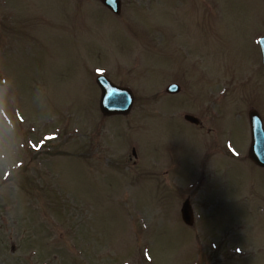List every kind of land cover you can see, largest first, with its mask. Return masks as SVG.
Masks as SVG:
<instances>
[{"label": "rangeland", "instance_id": "obj_1", "mask_svg": "<svg viewBox=\"0 0 264 264\" xmlns=\"http://www.w3.org/2000/svg\"><path fill=\"white\" fill-rule=\"evenodd\" d=\"M263 32L264 0H0V264H264Z\"/></svg>", "mask_w": 264, "mask_h": 264}, {"label": "water", "instance_id": "obj_2", "mask_svg": "<svg viewBox=\"0 0 264 264\" xmlns=\"http://www.w3.org/2000/svg\"><path fill=\"white\" fill-rule=\"evenodd\" d=\"M104 6L117 13L120 10V0H100ZM262 56L264 60V39L261 41ZM2 84L0 77V85ZM97 84L100 87L101 96L99 100V109L103 116L127 115L133 105L134 97L129 89L114 86L104 77L97 78ZM179 91L177 86L167 88L169 94H176ZM186 120L196 123L192 117H185ZM251 125L252 143L249 149L250 158L258 165L264 166V134L260 119L254 111L249 113ZM135 155L134 150L132 151ZM181 214L187 224H191L190 208L186 201L183 204Z\"/></svg>", "mask_w": 264, "mask_h": 264}, {"label": "snow or ice", "instance_id": "obj_3", "mask_svg": "<svg viewBox=\"0 0 264 264\" xmlns=\"http://www.w3.org/2000/svg\"><path fill=\"white\" fill-rule=\"evenodd\" d=\"M49 139H53V137H49Z\"/></svg>", "mask_w": 264, "mask_h": 264}]
</instances>
